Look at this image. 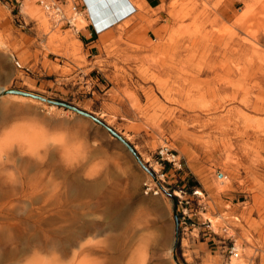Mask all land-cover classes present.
<instances>
[{
  "label": "rangeland",
  "instance_id": "rangeland-1",
  "mask_svg": "<svg viewBox=\"0 0 264 264\" xmlns=\"http://www.w3.org/2000/svg\"><path fill=\"white\" fill-rule=\"evenodd\" d=\"M135 3L90 55L0 0V264H264V0Z\"/></svg>",
  "mask_w": 264,
  "mask_h": 264
},
{
  "label": "built area",
  "instance_id": "built-area-1",
  "mask_svg": "<svg viewBox=\"0 0 264 264\" xmlns=\"http://www.w3.org/2000/svg\"><path fill=\"white\" fill-rule=\"evenodd\" d=\"M14 7H21L23 1L25 0H12ZM38 3L43 7L44 11L49 15L51 20L61 26L70 27L74 29L77 33L81 31L82 28L78 26V18L80 15H84L85 10L88 9V3L85 0H37ZM82 6H85L82 10ZM95 26V31L99 35L102 33L97 25L93 22ZM151 163V173L152 175H161L165 177L169 172L176 173L182 170L185 165L184 157L168 145H163L157 150V159ZM153 170V172H152ZM147 191H153L155 194L159 193L155 186L151 182H146ZM236 247H233L231 252L234 254Z\"/></svg>",
  "mask_w": 264,
  "mask_h": 264
},
{
  "label": "bare ground",
  "instance_id": "bare-ground-1",
  "mask_svg": "<svg viewBox=\"0 0 264 264\" xmlns=\"http://www.w3.org/2000/svg\"><path fill=\"white\" fill-rule=\"evenodd\" d=\"M85 1L88 3L87 11L90 20L97 25V28L101 32L112 28L118 22L128 19L130 16H132L133 13L136 12V10H138V5L136 4L137 2L135 3V0H85ZM137 15L139 16V14ZM44 22H46V19L44 20ZM217 90H225V88L220 87ZM239 98H240L239 93H235L231 97V100L236 101ZM242 100H246L247 101V104L245 103L246 106L251 108L252 110L261 111V112L264 111V105H260L258 102H255L254 104L248 103L247 97L242 98ZM221 132L223 135L227 136L230 133V130L222 129ZM247 135H249V133H247ZM258 140L261 143H264V138H258ZM225 178H226L225 176L221 177V180Z\"/></svg>",
  "mask_w": 264,
  "mask_h": 264
},
{
  "label": "crops",
  "instance_id": "crops-1",
  "mask_svg": "<svg viewBox=\"0 0 264 264\" xmlns=\"http://www.w3.org/2000/svg\"><path fill=\"white\" fill-rule=\"evenodd\" d=\"M141 1L144 2L145 7L147 9L151 10V9H158L162 4H168L171 0H141ZM84 7L85 6H82V10L84 9ZM138 12H139V9L136 10V12L132 14V16L137 14ZM84 13H85L84 15L86 16L87 11L85 10ZM163 16L164 15L161 14V15H157L154 17L152 16V18L157 20V18H160V17L164 18ZM87 19H88V23L81 29V31L78 33V35H79L81 41L83 42V44L86 45V47L89 50L90 55H91L92 53H95L96 51H98V42L100 40V34L98 35L96 33L95 26H94L93 22L91 20H89V18H87ZM118 23H120V22H118ZM118 23H116L115 25H117ZM165 24H166V22L164 20L162 21L161 19L157 20V22L154 21V22H152L151 26H149L150 31L154 32L155 29H158ZM209 251L212 252L213 248H210ZM206 256H209V254L207 253Z\"/></svg>",
  "mask_w": 264,
  "mask_h": 264
},
{
  "label": "water",
  "instance_id": "water-1",
  "mask_svg": "<svg viewBox=\"0 0 264 264\" xmlns=\"http://www.w3.org/2000/svg\"><path fill=\"white\" fill-rule=\"evenodd\" d=\"M9 92L11 93H17V94H23V95H29V96H33V97H36V98H39L41 100H47L44 96H41V95H38V94H34L32 92H28V91H23V90H16V89H13V90H10ZM51 102H54V101H51ZM63 105H66V106H69L70 108H73L74 110L80 112L81 114H84L86 116L89 115V113L85 112V111H82L76 107H73V106H70V105H67V104H64V103H61Z\"/></svg>",
  "mask_w": 264,
  "mask_h": 264
}]
</instances>
